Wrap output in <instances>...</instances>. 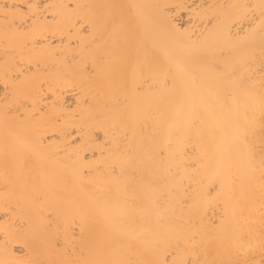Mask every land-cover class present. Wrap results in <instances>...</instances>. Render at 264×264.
Returning <instances> with one entry per match:
<instances>
[{"label": "bare ground", "instance_id": "obj_1", "mask_svg": "<svg viewBox=\"0 0 264 264\" xmlns=\"http://www.w3.org/2000/svg\"><path fill=\"white\" fill-rule=\"evenodd\" d=\"M264 264V0H0V264Z\"/></svg>", "mask_w": 264, "mask_h": 264}, {"label": "snow or ice", "instance_id": "obj_2", "mask_svg": "<svg viewBox=\"0 0 264 264\" xmlns=\"http://www.w3.org/2000/svg\"><path fill=\"white\" fill-rule=\"evenodd\" d=\"M178 264H183V262L181 261V262H178Z\"/></svg>", "mask_w": 264, "mask_h": 264}]
</instances>
